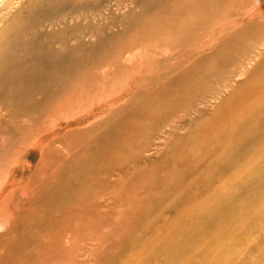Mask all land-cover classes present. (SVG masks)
Masks as SVG:
<instances>
[{
  "label": "rangeland",
  "instance_id": "374dc122",
  "mask_svg": "<svg viewBox=\"0 0 264 264\" xmlns=\"http://www.w3.org/2000/svg\"><path fill=\"white\" fill-rule=\"evenodd\" d=\"M191 1L0 0V154L65 177L89 264H264V0Z\"/></svg>",
  "mask_w": 264,
  "mask_h": 264
},
{
  "label": "bare ground",
  "instance_id": "6f19581e",
  "mask_svg": "<svg viewBox=\"0 0 264 264\" xmlns=\"http://www.w3.org/2000/svg\"><path fill=\"white\" fill-rule=\"evenodd\" d=\"M199 1L200 0H192L191 2H193L195 5L199 6L201 4V3H199ZM222 1H224V0H222ZM222 1L221 0L220 1L214 0V2L208 1L209 2L208 5H210V4L214 5V8L216 9V7ZM229 1H231V0H229ZM236 1H238L242 4L247 2V0H236ZM240 26H241V24L238 25L237 28ZM220 30H222V28H220ZM262 47L264 48V44H262ZM50 60H52V58ZM68 63H69V61H68ZM257 63H259V67H257L258 69L256 71L254 70L255 72H252V73H254V75L252 76L253 78L246 82V84H249L251 86L249 93H250V96L253 98L252 100L254 102V104L250 107V109H254V108H258V107L262 108V106L264 105V49L262 52L259 53ZM255 64L256 63H254V65ZM56 70H55V72H56ZM55 76H57V75H55ZM58 76H60V74ZM8 78H9V76H8ZM50 79H51V77H50ZM69 84H70V82H69ZM13 92H14V90H13ZM60 93H57V94H60ZM73 97L74 96H72V99H73ZM39 98H41V97H39ZM70 99H71V97H70ZM15 101H16V99H15ZM22 101H24V100H22ZM16 102H18V101H16ZM66 102L67 101H65V103ZM15 104H17V103H15ZM68 104H69V102H68ZM20 108H21V106H20ZM0 111H1V109H0ZM4 112H2V113H4ZM5 113L7 114V112H5ZM4 116L2 115L0 117L3 118ZM6 116H8V115H6ZM9 120H11V119H9ZM44 121H46V120H44ZM22 122H24V121H22ZM12 123H13V121H12ZM26 123H28V122H26ZM28 125L30 126V124H28ZM4 127L6 128L5 125H4ZM22 127H23V124H22ZM1 128H2V126H0V129ZM2 130H4V129H2ZM54 139H56V138H54ZM0 142L4 143L6 141H3V142L0 141ZM7 142H8V140H7ZM27 142L29 143V141H27ZM17 143L18 144H17L15 150L12 151L11 155L4 156L5 155L4 154L2 156L0 154V264H89L91 262V256H90V250H89L90 248H89L88 243L86 241V236H85L86 233L84 232V231H86L85 223H87L86 221L89 220L86 213L83 211V209H76L75 211H72V210L69 211V209H65V210L60 209L61 210L60 211L59 208L57 210L55 208H53V207H55L54 202L56 201V197L58 196L56 194L57 186L59 185V182L61 183V180L62 181L64 180L65 177L62 179V177L60 175H58V176L56 175V173H57L56 171L51 170V169H49V171H48V169L45 167L47 170L40 177L39 176L37 177L34 174L33 177L36 176L34 180H37L34 184L32 182L31 184L26 183L23 185L22 182L16 181L15 180V171L17 169H22V167L23 168L27 167V166H25L24 160H22V158H23V154L25 153L26 149L28 148L26 142H20L19 143V141H18ZM88 143L89 142H87V144ZM30 144H32V146H36V147L41 148V150H40L41 152L39 154H42V151H44V149H45L43 147H46L45 145L42 146L43 143L41 142V140L35 136H33V138L30 140ZM30 144L28 146H30ZM3 146H5V144H3ZM66 146H65V148H66ZM0 147H2L1 144H0ZM67 148H68V146H67ZM77 148L80 149L79 147H77ZM46 150H48V149H46ZM64 150L66 151V149H64ZM84 151H86V150H84ZM0 152H1V150H0ZM56 152L60 153L58 151H56ZM76 152H78V150ZM65 154H67V153H65ZM43 159H44V157L42 155L41 160H43ZM46 163L44 162V164H46ZM74 163H75V161H74ZM68 164H70V163H68ZM66 166H68V165H66ZM84 166H86V165H84ZM70 168L71 167H69V169ZM67 170H68V168H67ZM72 170L73 169H71V172H72ZM73 173L74 172H72V174ZM77 178H78V176H77ZM30 179H31V176H30ZM73 179L75 180V178H73ZM83 179H82V181H84ZM67 182H68V180H67ZM85 187H86V185H85ZM69 189H70V187H69ZM75 189H76V187H75ZM77 190H78V188H77ZM80 190H83V189L80 188ZM85 190H86V188H85ZM62 191H64V190H62ZM73 191H75L74 187H73ZM84 192H86V191H84ZM87 194H88V192H87ZM77 195L76 194L73 195V197H74L73 199H75V196H77ZM65 196L66 195H64V197ZM80 196H82V195H80ZM80 196L79 197L77 196V197L81 198ZM60 197H62V196H60ZM57 200H59V199L57 198ZM76 202H79V201L77 200ZM68 204H69V202H68ZM56 205H58V203ZM70 206H72V205L70 204L69 207ZM52 214L55 215L56 217L58 216L57 219H59V220H57V219H56L57 221L52 220L50 218V216H52ZM93 245H95V247H97L98 244H97V242H96V244L94 242ZM99 245H100V243H99ZM98 248H99V246H98ZM98 250H100V249H98ZM134 263H135L134 259H130L125 264H134ZM119 264H124V263H119Z\"/></svg>",
  "mask_w": 264,
  "mask_h": 264
}]
</instances>
